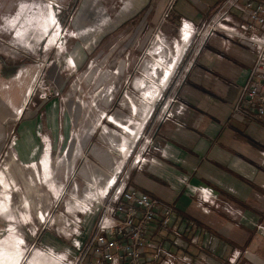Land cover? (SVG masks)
<instances>
[{"label": "rangeland", "instance_id": "374dc122", "mask_svg": "<svg viewBox=\"0 0 264 264\" xmlns=\"http://www.w3.org/2000/svg\"><path fill=\"white\" fill-rule=\"evenodd\" d=\"M136 1L0 0V263L65 264L47 249L53 219L100 201L113 173L130 170L135 186L147 166L136 159L184 110L181 88L211 39L193 34L179 58L177 44L204 22Z\"/></svg>", "mask_w": 264, "mask_h": 264}, {"label": "crops", "instance_id": "0c3cea01", "mask_svg": "<svg viewBox=\"0 0 264 264\" xmlns=\"http://www.w3.org/2000/svg\"><path fill=\"white\" fill-rule=\"evenodd\" d=\"M220 1L158 0L157 7L170 5L175 17L194 27ZM254 57L238 42L212 37L181 88L180 117L158 127L145 154L150 164L132 175L139 190L171 204L180 216L174 227L180 235L157 224L149 230L143 254L148 258L160 248L157 264L171 257L184 264H229L236 251L237 264H264V124L232 117ZM46 244L75 254L59 237L47 235Z\"/></svg>", "mask_w": 264, "mask_h": 264}, {"label": "built area", "instance_id": "2783aa9c", "mask_svg": "<svg viewBox=\"0 0 264 264\" xmlns=\"http://www.w3.org/2000/svg\"><path fill=\"white\" fill-rule=\"evenodd\" d=\"M193 32L194 37L203 41L222 35L254 53L253 65L234 104L232 117L264 124V0H221L203 27L193 29ZM142 152L136 159L140 170L150 163L146 156L143 158L148 151ZM128 171L119 173L100 201L89 203L87 209H83L86 205L81 206L71 218L66 209V214L53 219L57 237L69 238V246L75 251L74 254L63 250L56 258L65 264H157L160 248L148 258L143 254L149 242V230L157 224L162 231L180 235L177 229L174 230L180 216L171 204L131 184ZM209 198L205 196V199ZM88 213V216L95 215V219L90 225L89 237L83 241V234L88 235L89 232L86 226L90 218L83 215ZM186 223L191 228L197 227L193 220ZM37 233L34 230V235ZM47 249L53 253L60 252L51 246ZM239 254L236 251L229 264H237ZM90 256L95 260L89 262ZM166 264L184 263L171 257Z\"/></svg>", "mask_w": 264, "mask_h": 264}, {"label": "bare ground", "instance_id": "6f19581e", "mask_svg": "<svg viewBox=\"0 0 264 264\" xmlns=\"http://www.w3.org/2000/svg\"><path fill=\"white\" fill-rule=\"evenodd\" d=\"M193 34L194 33H192V31L191 30H189L188 28H185V29H183V32H182V36H183V38H184V40H185V46L183 47V49L182 50H180V47H179V45L177 44V52H178V58L182 55V52H184L185 50H187V48H188V45L190 44V41H191V39H192V37H193ZM175 65H178V62H177V60L175 61ZM174 70V69H173ZM172 71V70H171ZM171 71H168L167 73V76L163 79V81L165 82V86H166V84H167V82H169V77H170V73L169 72H171ZM171 79V78H170ZM163 82V83H164ZM164 88V87H163ZM146 93V92H145ZM159 94V93H158ZM160 95V94H159ZM155 103V102H154ZM120 125H121V123H120ZM119 125V126H120ZM131 132H133V130L131 131ZM135 134V136L138 138V136H139V133L138 132H133V135ZM116 175L117 174H113L112 175V177L113 178H111V180L109 181V183H113L114 182V180H115V178H116ZM2 181V180H1ZM1 206V205H0ZM2 211H4V210H2ZM6 213V212H5ZM2 260V259H1ZM2 262H4V261H2ZM5 263V262H4ZM0 264H2V263H0ZM11 264V263H10Z\"/></svg>", "mask_w": 264, "mask_h": 264}]
</instances>
